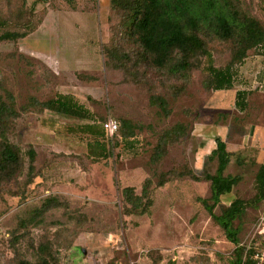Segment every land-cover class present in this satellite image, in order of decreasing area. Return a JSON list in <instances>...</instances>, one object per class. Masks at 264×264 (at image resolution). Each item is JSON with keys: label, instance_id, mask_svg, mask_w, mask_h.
Segmentation results:
<instances>
[{"label": "rangeland", "instance_id": "374dc122", "mask_svg": "<svg viewBox=\"0 0 264 264\" xmlns=\"http://www.w3.org/2000/svg\"><path fill=\"white\" fill-rule=\"evenodd\" d=\"M76 1L74 12L78 13L73 14L64 0H0V36L28 32L42 20L44 28L64 26L63 38L68 42L87 37L85 27H93L105 51L110 52L105 87L108 98L96 113L103 119L117 118L133 138H115L110 161H99L96 167L83 158L88 173L85 187L73 185L66 193H50L49 185L29 186L32 147L21 139V132L37 117L40 107L34 101L54 99L62 77L22 53L14 42L1 41L0 109L7 90L20 113L9 139L21 150L24 170L12 184L0 182V264H17L22 259L34 264L43 259L50 264H232L240 246L246 247L245 254L250 248L262 252L264 236L258 229L261 223L264 228V199H257L256 176L264 160L243 165L233 161L226 170V174L240 177L230 198L247 203L233 222L238 244L227 237L199 200L210 198V182L172 175L164 186H158L173 168L193 167L194 152L202 144V139L193 135L197 123L228 124L234 138L244 131L246 123L264 120V82L257 78L264 72L260 50L247 52L242 66L246 65L232 89L215 91L209 86V62L203 53L187 68L179 66V55L164 67H155L142 50L137 53L138 44L122 39L125 6L116 9L112 0ZM225 1L238 17H253L264 28V0ZM82 12L84 18L80 19L77 15ZM41 32L43 38L51 36V31ZM203 37L215 66H226L234 45L217 37ZM239 66L237 63L235 68ZM242 87L251 91L244 113L235 106L236 91ZM154 96L166 101V110L154 103ZM124 121H128V129ZM181 125L184 129L175 133V140L166 145L159 159L154 158L161 136ZM43 157L45 154L39 158L40 164ZM217 168V161L209 158L199 175L214 174ZM147 180L151 184L146 185ZM147 186L151 194H144L131 211V205L124 201V189L131 187L142 195ZM51 196L57 197L55 202H49ZM228 201L223 199L213 212L222 215Z\"/></svg>", "mask_w": 264, "mask_h": 264}, {"label": "trees", "instance_id": "16d2710c", "mask_svg": "<svg viewBox=\"0 0 264 264\" xmlns=\"http://www.w3.org/2000/svg\"><path fill=\"white\" fill-rule=\"evenodd\" d=\"M64 1L71 10H77L78 4L76 0ZM112 1L116 9H122V6H125L123 7L124 19L121 23L122 39L124 40L126 38L129 41L138 44L137 53L142 50L148 61H151L155 67L159 68L164 67L174 60L176 55H179L181 58L179 66L187 68L190 66L191 60L194 57L203 53L209 62L208 75L211 78L209 86L215 91L229 90L234 87L240 73V68L248 57L247 52L249 50L258 48L260 50L259 55L264 57L263 26L253 17L246 15L238 17L235 11L233 12L230 9L225 0ZM47 12L48 11L45 9L43 13L46 14ZM41 24L42 20H40V22L28 32H6L0 36V42L12 41L18 47L19 40L36 31ZM204 35L217 37L226 43L234 45L232 59L226 66H215L212 53L206 49ZM102 51L105 58V66L108 68L109 63L107 57L110 52L105 51L103 45ZM237 63L240 64L239 68H235ZM86 78L91 79V77ZM93 79L96 78L93 77ZM250 96L251 91L246 89L236 91L235 106L240 112L243 113L247 110ZM152 99L155 104H160L163 106L161 108L166 110L167 103L164 99L155 96ZM13 100V94L5 90L3 104L0 109V182H6L7 184L15 182L17 178L23 174L24 170L21 150L17 144L9 139V132L13 129L14 123L18 121L20 114L19 111L15 110ZM34 105L40 107L38 111H36L37 114H42L46 110L69 108L70 110L78 109L84 112L85 117H94L90 111L86 109L84 105H80L78 101L71 104L59 97L40 103L34 101ZM72 114L69 116H78V113H76L77 115H75V113ZM105 120L106 119L101 117L100 123L102 124ZM123 125L125 126V129H128V121H124ZM183 129L184 128L181 125L179 128L175 127L167 134L161 136L154 158L160 157V154L165 150L166 145L171 144L175 140V133H180V130ZM129 131L130 130L125 131L121 124L118 134L121 141H129L133 138V133H130ZM176 142L177 141H175V143ZM31 147L32 150L29 152L30 163L28 174H32V177L31 181H29V186L33 185V188H38L42 184L37 183V176L39 174V170H37L36 167L37 154L33 146ZM248 151H250L249 148H242L238 151H229L226 142L218 139L217 149H215L210 156V159H215L218 163V168L214 174L200 176L192 168L187 166L173 168L165 174V180L159 182L158 186H164L172 175L188 177L196 182H210V198L199 200L206 205L205 207L209 208L213 219L224 228L227 237L238 244L236 239L237 232L233 228V222L242 214L244 206L247 203L240 198H237L230 205L224 207L222 215H216L213 210L216 206L222 204V195L233 192L235 186L240 182L239 176L226 174L229 165L233 161L240 165L245 163L254 164L257 162L256 158L250 156ZM256 177L257 199L262 200L264 199V164L260 166ZM151 182L152 181L147 180L146 185L151 184ZM148 187L149 186H147V190H145L142 195L134 193V189L131 187L124 189V201L131 205V211H133L132 206L135 207L139 204L140 200L144 199V194L149 197L151 191H148L150 190ZM22 196L23 194L21 193L18 197ZM50 198V203L55 202L57 199V197L52 196ZM210 201H213V203L209 204ZM127 204L124 203V210L125 205ZM245 251L246 247H238L235 251V259L232 264H255L253 255L257 250L250 248L247 250V254H245ZM17 264L34 263L22 259L19 260ZM38 264L50 263L46 259H43Z\"/></svg>", "mask_w": 264, "mask_h": 264}, {"label": "crops", "instance_id": "0c3cea01", "mask_svg": "<svg viewBox=\"0 0 264 264\" xmlns=\"http://www.w3.org/2000/svg\"><path fill=\"white\" fill-rule=\"evenodd\" d=\"M72 11L73 14L78 13ZM83 14L82 12L77 16L83 19ZM55 27L58 29L52 33ZM59 27L60 25L44 28L41 24L36 31L18 42L22 53L40 60L52 74L62 77V83L57 85L55 98L59 97L71 104L78 101L94 116L85 117L84 112L78 109L46 110L37 114L34 124L21 132V139L33 146L37 154V183L42 184L41 188L49 185L52 188L50 193H66L73 185L85 187L88 173L83 168V158L91 165L95 163L96 167L99 161H110L112 152V143L106 138L100 123L101 117L96 113V108L108 98V91L105 89L107 70L101 39L93 27H85L87 37H77L67 42L63 38L66 28ZM77 28L79 32L80 27ZM42 30L51 31V36L43 38ZM56 33L58 37L54 38ZM259 58L264 59L260 55ZM244 66L241 67L240 73ZM257 78L264 82V72L259 73ZM240 89L244 88L238 90ZM72 113H78V116H69ZM193 132V135L202 139V144L195 150L193 158L192 168L197 174L205 169L207 159L217 149L218 139L226 142L229 151L249 148L248 153L256 158L257 162L264 160V120L246 123L244 131L234 138L228 124L197 123ZM43 154L45 157L40 164L39 158ZM231 193L222 195L221 200L226 198L230 205L234 201L230 198Z\"/></svg>", "mask_w": 264, "mask_h": 264}, {"label": "built area", "instance_id": "2783aa9c", "mask_svg": "<svg viewBox=\"0 0 264 264\" xmlns=\"http://www.w3.org/2000/svg\"><path fill=\"white\" fill-rule=\"evenodd\" d=\"M106 138L110 142H114V139L118 137L119 130L121 127L120 122L113 116H109L106 120L102 123ZM262 224L258 229L260 235L264 236V228H262ZM253 260L255 264H264V249L262 252H257L253 255Z\"/></svg>", "mask_w": 264, "mask_h": 264}]
</instances>
